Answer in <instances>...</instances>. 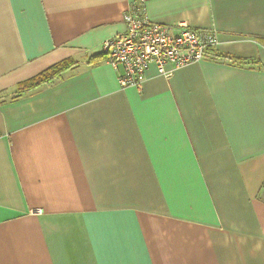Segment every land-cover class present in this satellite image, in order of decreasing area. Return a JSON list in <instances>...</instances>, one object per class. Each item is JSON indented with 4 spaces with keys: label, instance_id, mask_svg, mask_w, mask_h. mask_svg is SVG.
I'll return each mask as SVG.
<instances>
[{
    "label": "crops",
    "instance_id": "crops-1",
    "mask_svg": "<svg viewBox=\"0 0 264 264\" xmlns=\"http://www.w3.org/2000/svg\"><path fill=\"white\" fill-rule=\"evenodd\" d=\"M138 3L217 46L122 88ZM0 264H264V0H0Z\"/></svg>",
    "mask_w": 264,
    "mask_h": 264
},
{
    "label": "built area",
    "instance_id": "built-area-1",
    "mask_svg": "<svg viewBox=\"0 0 264 264\" xmlns=\"http://www.w3.org/2000/svg\"><path fill=\"white\" fill-rule=\"evenodd\" d=\"M123 24V32L105 41L101 49L105 63L114 70H122V88L140 85L150 67L165 78L171 77L178 69L200 63L207 50L218 44L213 29L151 22L142 3L125 11Z\"/></svg>",
    "mask_w": 264,
    "mask_h": 264
},
{
    "label": "trees",
    "instance_id": "trees-1",
    "mask_svg": "<svg viewBox=\"0 0 264 264\" xmlns=\"http://www.w3.org/2000/svg\"><path fill=\"white\" fill-rule=\"evenodd\" d=\"M102 57H105L104 54H102ZM69 66H70V61L61 62L53 66L52 68L36 76L32 80H29L21 84L18 93L19 94L27 93L31 90L38 88L39 86L47 85L59 79L62 76V74L68 69Z\"/></svg>",
    "mask_w": 264,
    "mask_h": 264
}]
</instances>
